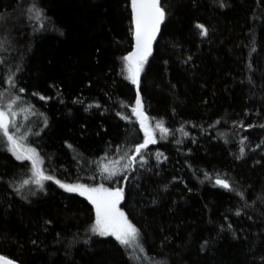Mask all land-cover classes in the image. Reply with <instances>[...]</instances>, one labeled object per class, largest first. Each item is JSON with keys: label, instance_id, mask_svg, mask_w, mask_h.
I'll return each mask as SVG.
<instances>
[{"label": "trees", "instance_id": "obj_1", "mask_svg": "<svg viewBox=\"0 0 264 264\" xmlns=\"http://www.w3.org/2000/svg\"><path fill=\"white\" fill-rule=\"evenodd\" d=\"M33 3L41 20L27 11ZM161 5L166 18L139 93L147 116L170 135L157 133L147 162L114 179L143 258L87 231L94 210L85 197L53 181L43 191L21 187L31 164L2 144L0 254L20 264H264V0ZM0 16V93L10 79L25 89L14 95L29 108L22 113L45 173L112 184L98 164L143 139L131 112L137 90L122 73L132 48L130 0H0ZM217 175L235 191L216 185Z\"/></svg>", "mask_w": 264, "mask_h": 264}, {"label": "snow or ice", "instance_id": "obj_2", "mask_svg": "<svg viewBox=\"0 0 264 264\" xmlns=\"http://www.w3.org/2000/svg\"><path fill=\"white\" fill-rule=\"evenodd\" d=\"M223 6L221 4V7ZM27 11L33 13L34 18L37 20H41L44 17L43 9H39L35 3ZM131 12L132 23L134 25L133 35L135 46L133 51L122 57V73H126L125 79L129 80L137 88L135 106L131 108V112L139 123L140 130L143 132V139L133 149L124 151L119 160L98 164L101 178L109 181H113L116 177L127 179L125 173L135 171L134 165L137 162L141 165L147 162L144 157V150L149 145L157 143V132H159L161 138L166 137L169 133V129L164 126L163 121L156 122L155 126L151 124V118L143 110L139 93L140 76L144 71L148 57L152 54V45L157 33L160 31L161 24L166 18V11L161 5V0H131ZM28 18L32 19L33 17L29 16ZM0 19H3V16H0ZM43 27L44 25L41 24V28ZM196 27L201 29L202 35H207V29L204 25L197 24ZM2 46L3 44L0 42V47ZM9 86L8 92L0 93V144L16 160L29 161L31 164V177L24 179L21 182V187L31 184L35 185L38 190L43 191L45 182L53 181L67 192L78 193L80 196L85 197L95 210V220L87 229L88 232L92 235L114 237L120 245L134 249L139 248L141 252H144L143 245L139 242V229L128 219L126 213L120 208V204L125 198L123 187H108L104 183L68 184L56 179L53 175L45 173L43 160L40 158L36 148L30 147L26 143L28 138L27 132L21 131V126L16 119L18 112L15 109L19 107L18 101L20 100V96L18 94L14 95V92L23 93L25 89H17L14 79L9 80ZM32 95L35 96L37 94L33 93ZM5 99L7 103L3 102ZM39 99L45 100L47 98L40 96ZM89 107H92V105H89ZM96 107H99V105H96ZM117 115H120V113H117ZM121 118L127 119V117L123 116ZM216 123L219 124L220 121L218 120ZM46 124L47 121L45 119ZM249 127H253V125H249ZM261 127H264V125H261ZM35 134L38 135L39 133ZM177 143H180V141H177ZM241 143L243 144V140ZM240 153L243 156V147H241ZM138 157L139 161L137 159ZM205 178L211 179L207 173H205ZM91 179L94 180L95 177L93 176ZM215 184L229 191H235L230 182L227 179L220 178L219 175L215 179ZM15 191L19 193L20 188L15 189ZM34 194L35 192H33ZM236 194L241 199L244 198L242 192H237ZM235 215H241V211L237 210ZM228 227L231 228V225L229 224ZM32 243L35 244L36 242L32 241ZM84 243H88V241L85 240ZM0 264H16V262L7 256L0 255Z\"/></svg>", "mask_w": 264, "mask_h": 264}, {"label": "rangeland", "instance_id": "obj_3", "mask_svg": "<svg viewBox=\"0 0 264 264\" xmlns=\"http://www.w3.org/2000/svg\"><path fill=\"white\" fill-rule=\"evenodd\" d=\"M38 98L40 97L39 95L37 96ZM29 109L27 106H25L24 107V105H22L21 104V106H19L18 108H16L15 110L18 112V116H17V121H18V123L20 124V126H21V131H26L27 132V135H28V138H27V141H26V143L28 144V146H30V147H33V148H35L33 145H32V143H31V141H30V139H29V135H30V132H29V124H30V122H29V120H28V118L26 119L24 116H23V109ZM21 113H22V116H21ZM158 121H161V120H159V119H151V124L153 125V126H155V124H156V122H158ZM165 126V125H164ZM166 127V126H165ZM157 133H159V132H157ZM168 135H170V131H169V133H168ZM109 161H106V162H104V164L105 163H108ZM116 178H118V177H116ZM108 182H110V183H112V184H110V185H107V184H105V186H108V187H117V185H116V182H114V180L113 181H109V180H107ZM114 182V183H113ZM68 184H76V183H68ZM93 207V206H92ZM93 210H94V208H93ZM94 220H95V210H94ZM94 220H93V222H94ZM103 237H111V236H103ZM113 239H115L114 237H112ZM127 249H128V251H129V253H130V255L134 258V259H136V260H140V259H142L143 258V255H142V252L139 250V248H132V247H126Z\"/></svg>", "mask_w": 264, "mask_h": 264}, {"label": "water", "instance_id": "obj_4", "mask_svg": "<svg viewBox=\"0 0 264 264\" xmlns=\"http://www.w3.org/2000/svg\"><path fill=\"white\" fill-rule=\"evenodd\" d=\"M130 20H131V30H132V48H131V51H133L134 46H135V40H134V35H133L134 25H133V23H132L131 0H130ZM158 34H159V32L157 33L156 39H157V37H158ZM156 39H155V41H156ZM155 41L153 42V45H154ZM153 45H152V47H153ZM131 51H130V52H131ZM127 55H128V54H127ZM135 88H136V86H135ZM136 90H137V88H136ZM0 255H2V254H0ZM8 258H9V257H8ZM10 259H11V258H10ZM13 260H14V259H13ZM14 261L16 262V264H20V263L17 262L16 260H14Z\"/></svg>", "mask_w": 264, "mask_h": 264}]
</instances>
